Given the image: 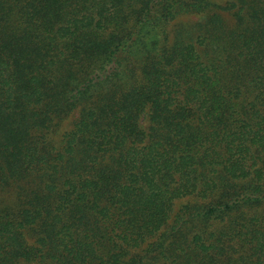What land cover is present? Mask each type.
<instances>
[{"label": "trees", "instance_id": "16d2710c", "mask_svg": "<svg viewBox=\"0 0 264 264\" xmlns=\"http://www.w3.org/2000/svg\"><path fill=\"white\" fill-rule=\"evenodd\" d=\"M0 188V264H264V0H0Z\"/></svg>", "mask_w": 264, "mask_h": 264}, {"label": "rangeland", "instance_id": "374dc122", "mask_svg": "<svg viewBox=\"0 0 264 264\" xmlns=\"http://www.w3.org/2000/svg\"><path fill=\"white\" fill-rule=\"evenodd\" d=\"M214 1H217V2L221 3L222 5H226L230 0H214ZM216 12L221 14L222 18L224 19V21L226 22L227 25L232 26V24L235 23V17L231 14L230 11L223 10V9H217ZM201 18H202L201 15H195V16H190V17L187 16V15H184V16L179 17V19L176 22L171 24V27L173 28L175 26V24L180 22V21H183V22H186V23L189 22L191 24H197V23L200 22ZM78 114H79L78 111H75V112H73L71 114V116H69L67 119H65L63 121V123H62V125L60 127V131L56 135L57 141H59L60 135L64 131H68V130L72 129L74 121L77 119ZM0 193L3 194V195H6L9 192H6V190L0 188ZM189 200H192V199L190 198V199L177 200V202H176V210H178V208L181 207V205L183 203H185V202H187Z\"/></svg>", "mask_w": 264, "mask_h": 264}]
</instances>
